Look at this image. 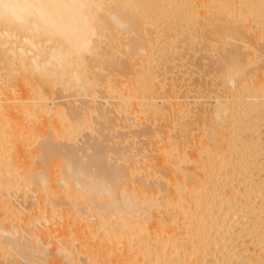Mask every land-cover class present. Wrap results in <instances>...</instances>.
Instances as JSON below:
<instances>
[{
	"label": "bare ground",
	"instance_id": "obj_1",
	"mask_svg": "<svg viewBox=\"0 0 264 264\" xmlns=\"http://www.w3.org/2000/svg\"><path fill=\"white\" fill-rule=\"evenodd\" d=\"M261 39L264 0H0V264H52L56 254L60 264H101L102 250L113 264H264V84L253 65ZM201 41L211 74L203 89L189 87L203 94L191 114L199 128L188 117L180 131L185 118L183 135L151 138L149 153L114 144L109 99L125 119L118 128L146 110L164 113L152 64L167 70L163 50ZM185 133L193 139L183 144ZM52 225L72 239L44 241Z\"/></svg>",
	"mask_w": 264,
	"mask_h": 264
},
{
	"label": "rangeland",
	"instance_id": "obj_2",
	"mask_svg": "<svg viewBox=\"0 0 264 264\" xmlns=\"http://www.w3.org/2000/svg\"><path fill=\"white\" fill-rule=\"evenodd\" d=\"M262 40V39H261ZM260 40V42L259 43H256V45L258 46V44H262L261 46H262V49H263V51H264V45H263V43H264V39L261 41ZM258 42V41H257ZM262 42V43H261ZM202 46H201V45ZM200 44H198V46H196L197 44H191V46H187V47H189V52L190 53H188V50H187V48H184V47H181L180 49H179V47H177V48H167L168 50H163V54L164 55H162V56H165V55H169V57L167 56V58L165 59V60H171V64H170V68L172 69L173 68V71L172 70H170V68H168V66H165V67H167V68H165V67H163V68H165V69H167V70H160L161 68L160 67H156V65L158 66L159 65V63L161 62L160 61V59H156V60H158L157 62L156 61H154V63L152 64V65H154L157 69H158V71H161V74H159L160 72H158L157 71V69L153 66V68L155 69L154 70V72H156L157 74H155V77H154V79L156 80H159V81H157L156 80V82L154 81V80H152V82L154 83V86H155V89L156 90H154V86L152 87V89L154 90V91H156L155 92V94H154V91H153V95H156V96H159V98H160V94H162L161 95V98H164V102L166 101L165 100V98H167L168 99V102L170 103H172V101H176V99H177V101H180L181 100V97H182V99L183 100H187L188 98L191 100L193 97H195V96H198V98H199V96H201V95H203L202 93H194L193 92V90H189V87H190V89H191V87H193V86H199V87H201V89H203V87L202 86H206V83H208V78H209V71H207V69H206V67H205V65H206V63H205V60L204 59H206L207 58V56L206 55H204L205 54V52L203 53L202 51H204V47H203V43H202V41H201V43ZM194 45V46H193ZM194 47V49H193V47ZM260 46V47H261ZM192 49H191V48ZM198 47V48H197ZM203 47V48H202ZM227 47H229V46H227ZM233 46H231L229 49H230V51L231 50H233L234 49V47L232 48ZM197 48V49H196ZM201 48V49H200ZM186 49V50H185ZM192 51H191V50ZM262 49H261V51H262ZM179 50H180V52H179ZM182 50H184V51H182ZM194 50H200V52L198 51V52H193ZM202 50V51H201ZM226 50H227V48H226ZM117 50H115V52H116ZM214 51V53H215V50H213ZM212 51V52H213ZM229 50H227V51H224V52H226V53H224V54H222L220 57H224L226 60H224V62H226V63H229L228 61H227V59L228 58H230L231 57V55H232V57L231 58H233V52L231 53H229L228 52ZM258 51V50H257ZM256 50H255V52H256V54H260L259 56H260V58H257L258 59V61L257 62H260V63H257L256 61L254 62V67L255 66H260L259 67V73H261L262 74V76H261V80L258 78V80H257V84H261V83H263L264 84V53L262 52V54L258 51L257 52ZM125 52V53H124ZM128 51H123V53H121V52H119L121 55H125L126 53H127ZM167 53V54H165V53ZM184 52H187L188 54H190L191 55V60L193 61V63H190V55H187V53H184ZM118 53V54H119ZM169 53V54H168ZM183 54V55H182ZM203 55V56H201V57H199L200 55ZM231 54V55H230ZM161 55V54H160ZM180 55H182V56H184V58H185V60H181V59H184L182 56V58L180 57ZM186 55L188 56V58H189V60H187L188 58L186 57ZM197 56V58H194V57H196ZM199 55V56H198ZM128 56V55H127ZM134 56V55H133ZM171 56V57H170ZM172 56H173V58H172ZM179 56V57H178ZM206 56V58H204ZM226 56V57H225ZM229 56V57H228ZM262 56V57H261ZM166 57V56H165ZM223 57H222V59H223ZM134 58V57H133ZM133 58H131L132 60H131V64H132V62H133V60L135 59H133ZM159 58H162V59H164V57H161V56H159ZM180 58V59H179ZM194 58V59H193ZM137 59V58H136ZM139 59V58H138ZM138 59L137 60H134V62H133V67L135 66V68L136 67H140V66H138L137 64L138 63H142L141 65H144L143 63V61H142V59H139V61H138ZM161 59V60H162ZM172 59H174V62H173V60ZM195 59H196V61H195ZM198 59L200 60V61H198ZM260 59H263V62H262V60H260ZM179 60H181V61H179ZM260 60V61H259ZM138 62V63H136V62ZM142 61V62H141ZM198 61V62H197ZM203 61V62H202ZM194 62H196V63H199L198 65L196 64V63H194ZM134 63L136 64V65H134ZM156 63V64H155ZM173 63V64H172ZM205 63V65H203ZM225 63V64H226ZM193 64V65H192ZM256 64H260V65H256ZM172 65V66H171ZM188 67H186V66ZM195 65H196V67H195ZM263 65V66H262ZM193 67V68H192ZM196 69H195V68ZM203 67H204V69H206V71L203 69ZM178 68V69H177ZM187 68V70H185ZM175 69V70H174ZM177 69V70H176ZM184 69V70H183ZM192 69V70H191ZM170 70V72H173V73H170V72H168V73H166V71H169ZM189 70V71H188ZM261 70H263V71H261ZM185 71V72H184ZM192 71V72H191ZM205 71V72H204ZM176 72V73H175ZM183 72V73H182ZM188 72H190V73H188ZM171 74V76H170V74ZM206 73V74H205ZM169 74V75H168ZM173 74V75H172ZM178 74V75H177ZM184 74V75H183ZM211 74V73H210ZM160 75V76H159ZM176 75V76H175ZM197 75V76H196ZM157 76V77H156ZM169 76V77H168ZM173 76H174V78H173ZM179 76L181 77V78H179ZM206 76V77H205ZM161 77V78H160ZM166 77V78H165ZM170 77H172L173 79H171ZM162 78H164V79H162ZM190 78V79H189ZM172 81H171V80ZM175 79V80H174ZM204 79V80H203ZM162 80V81H161ZM174 80V81H173ZM178 80H179V82L180 83H177L178 82ZM161 81V82H160ZM167 81V82H166ZM169 81H171L170 82V87H169ZM183 81V82H182ZM162 82H163V84H162ZM191 82V83H190ZM206 82V83H205ZM158 83H160L159 85H158ZM165 83V84H164ZM168 83V84H167ZM176 83V84H175ZM162 85V87L163 88H167V87H169V88H167V89H170V90H172V91H170V90H166V89H164L163 90V92H161L160 90H162V87H161V89L159 88L160 86ZM98 87V86H97ZM97 87H96V89H97ZM173 87V88H172ZM99 88V87H98ZM101 88V87H100ZM99 88V89H100ZM158 88V89H157ZM174 90H175V92H174ZM187 92H186V91ZM189 90V91H188ZM99 92H100V94L101 93H103V90H102V92H101V90H98ZM166 91H168V92H166ZM192 91V92H191ZM157 92H161V93H159V95L157 94ZM190 92H191V94H190ZM169 95H168V94ZM171 93V94H170ZM174 93V94H173ZM182 93V94H181ZM189 93V94H188ZM192 93H194V94H192ZM204 93V92H203ZM199 94V95H198ZM204 94H206V92L204 93ZM101 95H105V94H101ZM171 95L173 96H175V98H171L172 100H170L169 98H168V96H170L171 97ZM176 95H177V98H176ZM182 95V96H181ZM190 95V96H189ZM212 95H213V93H212ZM180 96V97H179ZM184 96V97H183ZM191 96H192V98H191ZM78 99H79V97H77ZM155 98H158V97H155ZM157 99L156 101L158 102V105L159 104H161V105H159V107L161 106V109L162 110H164V113H160V115L158 114V115H154V117L155 118H151L150 117V114H151V116H153V114L151 113V111L149 110H146V111H148V112H146V111H144V113H145V115H141V117H145V118H141V117H139V118H137V120H136V118L134 119V121H131V120H133V119H130V118H128V119H130V120H128L127 119V121L125 122L124 121V123L126 124V123H128L129 121H131L132 122V124H131V122H130V124H129V126H128V124H126V126H125V124L123 125V126H121L120 128H118L122 123H121V121H123L122 119H124V118H121V115H122V113L118 110V109H116L113 105H115L116 103H114L115 101L113 100H111V99H109L111 102L110 103H112V105H109V106H111L112 108H110L109 106H107L108 108H110L109 110L110 111H107L106 113H105V115H108V116H111L112 118H114V120L116 119V121H117V124H119L118 125V127H116V128H114V129H116L115 131V137H113L112 139H114L112 142H115L114 144H117V143H119L120 144V146L125 142V143H127V144H123L125 147L127 146L128 147V144H129V147L130 146H132V147H130L129 149H130V151L134 154L135 153V151H138V150H136V149H138V146H140L139 147V149H143V151L142 152H144V151H147L148 153L150 152V150L152 151V150H154V148L153 147H155V145H151V147H150V145H149V148H150V150H149V148H148V146L146 145V147L148 148V150H144V148L145 149H147L146 147H145V144L146 143H148V141H150V144H156L157 143V145L158 144H161L162 143V141H164V134L165 133H167L168 132V134L170 135V134H172V132L173 133H175V132H179L180 133V131H182L183 132V129H181V128H184L185 129V131L186 130H188V129H190L189 128V126H190V121H189V119L190 120H192L191 122L192 123H194V122H197V118H198V114H195L194 115V117H192L191 116V114L194 112L195 113V109L194 108H198V109H200V107H201V104H202V96H201V99L199 100V99H196V101H197V103H196V101L194 102V100L192 99V101H184L183 102V104L182 105H180V108H177V107H179V105L178 106H176V105H172V106H170L171 105V103H170V105H169V103H167V102H165L166 104H165V107L163 106L164 104H163V102L161 103V98L160 99ZM178 98L180 99V100H178ZM187 98V99H186ZM60 99H62V100H64L65 102H66V99H63V98H60ZM60 99H58V100H60ZM77 99V100H78ZM100 99L101 100H99L100 101V103L102 102V101H105L104 100V98L102 97H100ZM57 100V101H58ZM62 100H60V102L61 103H63L64 101H62ZM170 100V101H169ZM182 100V101H183ZM56 101V102H57ZM174 101V103H176ZM193 102V103H192ZM57 103H59V101L57 102ZM103 103V102H102ZM189 103H191L190 104V106L188 107L187 106V104H189ZM197 104V105H196ZM103 105H104V103H103ZM168 107H167V106ZM170 106V107H169ZM195 106V107H194ZM200 106V107H199ZM164 107V108H163ZM167 107V108H166ZM168 108H170V109H172V108H174L173 110L174 111H172V110H170V109H168ZM175 109H177L178 110V113H177V111L175 110ZM179 109H180V111H179ZM186 109H188V112H190L189 114L187 113V110ZM191 109H192V112H191ZM194 110V111H193ZM176 111V114L174 113ZM163 112V111H162ZM120 114V115H119ZM147 114H149L148 115V117H146L147 116ZM190 115V116H188V115ZM117 115V116H116ZM197 115V116H196ZM158 116H161L162 117V119L160 120V118L161 117H158ZM173 116V117H172ZM94 119H98V116L97 115H94ZM110 117V118H111ZM118 117V118H117ZM123 117V116H122ZM171 117V118H170ZM188 117H189V119H188ZM153 119L152 121H151V119ZM165 118H166V120H165ZM173 118V119H172ZM185 118H187L186 119V121L185 122H188V123H183V127L181 126L179 129H180V131H178L179 129H178V127H179V125H182V124H180V123H182L184 120H185ZM192 118V119H191ZM199 118H201V117H199ZM119 119V120H118ZM144 119V120H143ZM147 119H148V121H147ZM121 120V121H120ZM125 120V119H124ZM142 123H141V122ZM150 121V122H149ZM167 121V122H166ZM168 121L169 122H171V123H173L172 125L174 126L175 124H177V125H175L173 128H174V130H172L173 128H172V125L170 124V123H168ZM135 122H137V124L135 123ZM140 122V123H139ZM160 122V123H159ZM163 122V123H162ZM199 120H198V122H197V127L199 128ZM94 122H92V124H93ZM135 123V124H134ZM154 123V124H153ZM164 123H166V126L164 125ZM139 124V125H138ZM163 124V125H162ZM188 124V125H187ZM140 125H142V126H140ZM146 125V126H145ZM155 125V126H154ZM196 123L195 124H193V126H191L192 128L191 129H193L194 127L195 128H197L196 126ZM137 126V127H136ZM144 126V127H143ZM148 126V127H147ZM149 126H150V128H149ZM152 126V127H151ZM158 126V128H156L157 129V131H156V129H155V127H157ZM186 126H187V128H186ZM133 127V128H132ZM142 127V128H141ZM153 127H154V129H153ZM166 127V128H165ZM177 127V128H176ZM118 128V129H117ZM130 128V129H129ZM146 128H148V132H146ZM152 128V129H151ZM160 128V129H159ZM167 128H169V129H171L172 131H171V133H170V131H165V129H167ZM195 128L193 129L194 131V134H195V132H197L196 130H195ZM200 128H201V126H200ZM121 129V130H120ZM136 129V130H135ZM149 129H151V130H153V131H156V132H154V134H153V131H151L150 130V132L152 133V136L150 137L148 134H149ZM161 129H162V131H161ZM168 129V130H169ZM178 129V130H177ZM117 130L119 131L118 133L120 134V135H117L118 133H117ZM142 130V131H141ZM176 130V131H175ZM86 131V132H85ZM121 131V132H120ZM136 133H134V132ZM138 131V132H137ZM140 131V132H139ZM175 131V132H174ZM158 132V133H157ZM165 132V133H164ZM182 132L180 133L181 135H183L182 134ZM86 133V134H85ZM87 130H84V132H83V134L82 135H80V136H78V141H80V142H82L83 140H84V138H85V136L87 135ZM125 133V134H124ZM129 133V134H128ZM134 133V134H133ZM146 133V134H145ZM157 133V134H156ZM84 134H85V136H84ZM92 134H95L94 132H92ZM137 134H139V135H137ZM143 134V135H142ZM161 134V135H160ZM114 135V134H113ZM135 137H134V136ZM144 135H146V137H145V139H144ZM147 135L150 137V139L147 137ZM151 135V134H150ZM160 136V137H158V136ZM163 135V136H162ZM165 135H167V134H165ZM82 136V137H81ZM93 136H95V135H93ZM124 136V137H123ZM130 136V137H129ZM133 138H132V137ZM143 136V137H142ZM173 136H176L175 134H173ZM184 136L187 138V134L185 133L184 134ZM143 139H142V138ZM157 138V139H159L158 141H157V139H156V141L157 142H155V139L154 138ZM166 137V136H165ZM185 137H183V136H181V138H183V140L182 141H180V142H183V144L185 143V141L186 142H188L189 140L191 141L193 138H191L190 139V137L189 138H187V140H186V138ZM80 138V139H79ZM86 138H88V135L86 136ZM116 138V139H115ZM117 138H118V140L120 139L121 140V138H123L124 140H121V143H120V141H118L117 143H116V140H117ZM137 138V139H136ZM151 138H152V140H153V142L154 143H152V140H151ZM185 138V139H184ZM130 139V140H129ZM148 139V140H147ZM128 140V141H127ZM133 140V141H132ZM145 140V141H144ZM162 140V141H161ZM180 140V139H179ZM127 141V142H126ZM131 143H130V142ZM160 141V142H159ZM79 142V143H80ZM141 142H144V143H141ZM159 142V143H158ZM180 142L178 143V142H176V144L178 143V145H180V146H182L183 144L181 143L180 144ZM136 143V145H134ZM140 145H139V144ZM142 144L144 145V146H142ZM187 144V143H186ZM118 145V144H117ZM122 145V146H123ZM123 146V147H124ZM28 147V148H27ZM31 147V148H30ZM35 147V144H32V145H28V146H25V148H24V155H27V154H29V151L31 150V149H33ZM134 147V148H133ZM144 147V148H143ZM187 147V146H186ZM132 149H134V150H132ZM188 151H191L189 148H186ZM147 152H145L146 154H147ZM131 153V154H132ZM28 158V157H27ZM191 163V162H190ZM189 165V164H188ZM191 166V165H190ZM168 168V167H167ZM168 169H170L171 170V167L170 168H168ZM24 201V202H23ZM22 202H23V206L24 205H26V206H24V207H28V201L30 202V200L29 199H24ZM26 201V202H25ZM26 203V204H25ZM76 204V203H75ZM77 206V205H76ZM78 213V212H77ZM76 213V214H77ZM79 213H81V212H79ZM78 213V214H79ZM77 214V215H78ZM87 215H88V212H87ZM88 217V216H87ZM92 219V218H91ZM81 222V221H80ZM79 222V223H80ZM51 227V226H50ZM69 227V226H68ZM71 227V226H70ZM55 228V229H54ZM66 227H64V226H59V228H58V226H57V230H56V227H54V225H52V227L51 228H49V231L50 230H52V231H50L49 233L51 234H43V233H41V235H40V237H42L43 238V240L44 241H46V240H49L50 239V241H54L55 239H51V237H52V234H53V237H59L60 239L62 238V240L63 239H65V238H68L69 239V236L71 237V235H68L69 233H67L66 235H68V237H66L65 235H63V233L64 232H66V231H68L69 229H65ZM72 228H70V230H71ZM56 230V231H55ZM72 230H74V229H72ZM55 231V232H54ZM179 231H181V230H179ZM62 232V233H61ZM73 233L74 231H70V233ZM43 234V235H42ZM178 234H179V232H178ZM47 235V236H46ZM180 235V234H179ZM44 236V237H43ZM63 236H64V238H63ZM90 236V235H89ZM89 236H85V237H89ZM46 237H47V239H46ZM70 239H72V237L70 238ZM81 239V238H80ZM82 239H85L86 240V238H82ZM81 239V240H82ZM88 239V238H87ZM78 240V241H77ZM89 240V239H88ZM87 240V242H89L90 244H92V243H94L95 241L94 240H89L88 241ZM74 241V242H73ZM77 242H79V239H73L72 241H71V243H73V244H71V245H73L72 247H75V248H73V249H75V250H79V252L81 253H79V256L82 258V259H84L85 257H84V255H86L85 253H86V249L85 248H80V245H81V243H77ZM80 242H82V241H80ZM49 246V245H48ZM79 248V249H78ZM85 251V252H84ZM210 251H214V249H210ZM84 252V253H83ZM106 254H105V253ZM106 256H105V255ZM108 253L105 251V250H102V252L101 253H99L96 257H94L95 259H96V261L98 262V263H101V264H113V263H115L114 261H113V263H111L112 262V260L113 259H109V261H108V258H110V255L108 256L107 255ZM100 256V257H99ZM59 257V259H61L60 258V256H59V254L57 255L56 254V256L55 255H51L50 256V258H49V256H48V259L51 261V262H54V263H52V264H60L59 263V259H57ZM98 257H99V259H98ZM52 258V259H51ZM112 258V257H111ZM213 258V257H212ZM101 259V260H100ZM105 260H107V262H105ZM61 261V260H60ZM62 264V263H61Z\"/></svg>",
	"mask_w": 264,
	"mask_h": 264
}]
</instances>
